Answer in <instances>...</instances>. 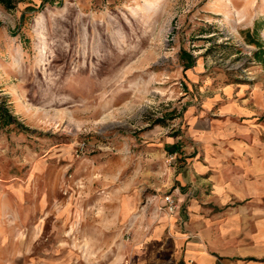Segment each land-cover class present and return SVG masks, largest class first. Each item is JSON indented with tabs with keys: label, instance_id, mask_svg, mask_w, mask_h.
<instances>
[{
	"label": "rangeland",
	"instance_id": "obj_1",
	"mask_svg": "<svg viewBox=\"0 0 264 264\" xmlns=\"http://www.w3.org/2000/svg\"><path fill=\"white\" fill-rule=\"evenodd\" d=\"M11 3L0 93L28 128L0 130V264H105L133 243L145 205L184 229L194 193L181 168L214 144L229 100L264 97V64L241 33L264 0ZM166 193L178 213L159 209Z\"/></svg>",
	"mask_w": 264,
	"mask_h": 264
},
{
	"label": "crops",
	"instance_id": "obj_2",
	"mask_svg": "<svg viewBox=\"0 0 264 264\" xmlns=\"http://www.w3.org/2000/svg\"><path fill=\"white\" fill-rule=\"evenodd\" d=\"M217 114L214 144L178 174L194 193L182 209L184 229L177 217H145V205L133 243L123 241V254L105 264H121L130 252L131 264H264V97H233Z\"/></svg>",
	"mask_w": 264,
	"mask_h": 264
},
{
	"label": "trees",
	"instance_id": "obj_3",
	"mask_svg": "<svg viewBox=\"0 0 264 264\" xmlns=\"http://www.w3.org/2000/svg\"><path fill=\"white\" fill-rule=\"evenodd\" d=\"M0 4L5 6L6 8L13 7L11 0H0ZM43 7L44 3L41 2L38 6L27 5L25 9L26 11L39 12L43 9ZM24 17L25 12H23L20 16L21 22L23 21ZM261 29H264V16L256 18L253 22L252 27L241 30V33L249 44L256 46V48L251 51L250 59L252 61L264 64V39H261V37H259ZM188 57H190L191 59L193 58L191 55ZM188 66H190L188 63H184V69ZM161 122H163V119H157L156 121V123ZM9 127H19L23 128V130H27L28 128L22 125L17 117L11 112L7 97L0 93V130H5Z\"/></svg>",
	"mask_w": 264,
	"mask_h": 264
},
{
	"label": "built area",
	"instance_id": "obj_4",
	"mask_svg": "<svg viewBox=\"0 0 264 264\" xmlns=\"http://www.w3.org/2000/svg\"><path fill=\"white\" fill-rule=\"evenodd\" d=\"M180 200L181 198L173 197L172 193H166L165 195H163V204L159 207V209L169 215L177 213L180 208ZM188 264H196V262L193 260H189ZM217 264L225 263L220 261Z\"/></svg>",
	"mask_w": 264,
	"mask_h": 264
}]
</instances>
